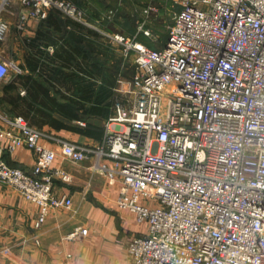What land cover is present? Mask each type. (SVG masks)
<instances>
[{"label": "built area", "instance_id": "2783aa9c", "mask_svg": "<svg viewBox=\"0 0 264 264\" xmlns=\"http://www.w3.org/2000/svg\"><path fill=\"white\" fill-rule=\"evenodd\" d=\"M172 1L180 10L161 50L101 30L136 70L118 80L98 145L50 149L41 130L0 110V180L40 208L39 227L73 204L53 193L55 179H72L53 167L58 154L94 156L119 184L120 207L147 224L127 245L132 264H264V0ZM53 9L98 29L70 0H0V43ZM13 68L21 72L0 51V86ZM20 147L35 152L32 175L3 158ZM87 234L76 228L66 240Z\"/></svg>", "mask_w": 264, "mask_h": 264}, {"label": "crops", "instance_id": "0c3cea01", "mask_svg": "<svg viewBox=\"0 0 264 264\" xmlns=\"http://www.w3.org/2000/svg\"><path fill=\"white\" fill-rule=\"evenodd\" d=\"M70 1L76 5L79 2L96 5L111 2ZM81 10L87 20L86 10ZM46 18L32 20L22 35L12 26L9 35L24 36L30 38L27 39L29 41L36 37L41 22ZM3 46L0 43L2 55L11 60ZM39 130L45 134L40 143L57 151L61 141L81 147H94L101 141L49 127ZM3 158L11 167L33 174L36 161L33 150L26 147L13 152L4 150ZM95 162L94 156L73 162L58 154L53 167L69 173L72 179L70 182L55 179L53 193L58 197L71 198L73 204L70 209L52 210L39 227L40 208L30 203L19 190L0 180V264H132L127 245L134 237L146 235L147 224L138 223L133 214L120 207L119 184H111L107 174L95 167ZM102 164L114 167L110 160H104ZM76 228H87V236L80 241L66 240V236Z\"/></svg>", "mask_w": 264, "mask_h": 264}, {"label": "trees", "instance_id": "16d2710c", "mask_svg": "<svg viewBox=\"0 0 264 264\" xmlns=\"http://www.w3.org/2000/svg\"><path fill=\"white\" fill-rule=\"evenodd\" d=\"M110 1L117 13L106 19L108 22L99 19L106 10L100 5L105 3H77L86 10L87 21L98 29L62 16L57 10L49 12L36 37L27 42L21 72L2 88L5 113L21 116L38 129L49 127L102 140L104 124L115 114L116 101L121 100L116 93L118 80L131 78L136 70L130 60L117 54L115 45L103 32H119L127 37L138 34L139 41L155 50L161 49H156L153 43L169 34L168 29L154 42L144 33L136 34L137 25L134 28L129 21L136 23L137 15L132 10L127 14V22L121 23L118 16L125 6L123 0ZM171 4L172 0H168L163 7L167 10ZM179 10V6L174 8L175 13Z\"/></svg>", "mask_w": 264, "mask_h": 264}, {"label": "rangeland", "instance_id": "374dc122", "mask_svg": "<svg viewBox=\"0 0 264 264\" xmlns=\"http://www.w3.org/2000/svg\"><path fill=\"white\" fill-rule=\"evenodd\" d=\"M167 1L168 0H133L132 2H134L135 5H132V2L129 3L127 0L128 4H125V0H123L125 6H123L124 9L121 11L118 17L120 18V22L125 24L127 22L126 19L128 18L127 14L132 13L133 10V12L137 15V19L135 21L136 23L133 24L132 21L129 22L133 27L137 25L136 34L143 33L142 31H140V27L142 26V28L148 30L150 33V35H146L144 33L146 37L151 38V40L154 42L157 41L158 38H160V35L167 33V30L169 29V26L174 18V8L177 6V4L172 1L173 4H171V8L169 7V9L165 10L163 4ZM105 3L106 5H100L102 8H106L103 13V18L105 19L101 18L102 22H105L106 19L110 20L109 18H114L117 13L116 8L112 7V2ZM134 9H136L137 11H135ZM147 10L150 11L148 12ZM48 15L49 13L46 16L48 17ZM62 16H64V14H62ZM41 20H43V18ZM107 20L106 22H108ZM117 29H120V27H118ZM168 38L169 34L161 37L159 41L153 43L154 47L156 49H162L165 46ZM27 39L30 38H26L20 35L16 37L14 34H10L6 38V40H4V46L2 43V46L3 48H5L6 53L11 59V61L19 67L22 64L26 52H28ZM146 41L149 42L150 40ZM23 43L26 44L25 47H23ZM113 48L115 49L118 55L122 56V48L120 46L115 44ZM17 73L19 72H17L16 69L13 68L7 80L0 86V110L2 112H5L6 106L1 101V98L3 96L2 88L4 84H6L10 79H12V77L15 76Z\"/></svg>", "mask_w": 264, "mask_h": 264}]
</instances>
